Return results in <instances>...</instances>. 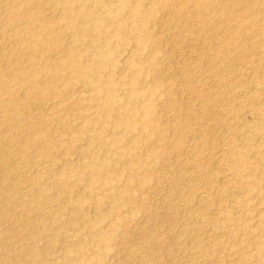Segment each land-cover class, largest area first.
I'll return each mask as SVG.
<instances>
[{"label":"rangeland","instance_id":"374dc122","mask_svg":"<svg viewBox=\"0 0 264 264\" xmlns=\"http://www.w3.org/2000/svg\"><path fill=\"white\" fill-rule=\"evenodd\" d=\"M262 1L0 0V264H264Z\"/></svg>","mask_w":264,"mask_h":264},{"label":"bare ground","instance_id":"6f19581e","mask_svg":"<svg viewBox=\"0 0 264 264\" xmlns=\"http://www.w3.org/2000/svg\"><path fill=\"white\" fill-rule=\"evenodd\" d=\"M152 1H154L153 4L156 5L158 8L165 9L167 7H171L172 5H174L176 0H152ZM56 2H57V5H60L62 3V0H56ZM26 3L27 2H25V4ZM95 3H97V0H95ZM122 3H125V0H122ZM262 4H263L262 6L264 7V0L262 1ZM91 7L92 6H88L87 4H82V6H80L78 9L74 10L73 7H69V6H66L65 5L64 6L65 13H66L65 16L66 17L72 16L76 12L77 13L76 14V17L78 19H81L82 21L84 20L85 22L92 21V18H91V14L92 13H90V10H89ZM98 10H100V9H98ZM262 10L263 9L259 10V12L248 11V14L246 15V18H248V19H254L255 21H259L260 24H261L260 30L261 31H264V23H263L264 21H260L261 20V15H262ZM59 11H60V9H59ZM107 12L110 13L109 15L111 17L116 18L118 21H121L120 12H116V11H112V10L107 11ZM148 16L149 15H147V13H144L139 8H134L133 9V20H132L131 23H128V25H127V28L130 31V33L135 38L139 37V40L140 41L142 40L141 38H146V39H149L150 41L152 39V36L149 34V21H148L149 18H148ZM118 18H120V19H118ZM245 30H248V29L245 28L244 31ZM69 38H70V35H69ZM57 40H58V36L55 33H53V35L51 37V40H49L48 43H47L48 47L50 49H56V47H57ZM157 43L158 42H156V44ZM244 53L246 54L245 57L248 58L249 57L248 56V54H249L248 51L246 50V51H244ZM101 54H102V58L103 59H106L107 56H108L107 55V52H105V51L103 53H101ZM67 63H69V65H68L69 75H68L67 82L72 80L71 75H72L73 72L81 71V72L85 73L86 78H90L91 75H93V74L95 75V73L92 70H90V69H88V67H86L85 62H83L81 60H79V61L78 60H75V61L71 60L69 62L64 61L61 65L64 66V65H67ZM258 71H259V75L262 76V78H264V69L263 70H258ZM161 79L164 80L165 79L164 76H162ZM35 84L37 85L38 83H35ZM106 85H107L106 86V89H107L106 91H107V102H108L107 107H113L114 104H115V101H116L114 99V95H113V93H114L113 86H112V83H107ZM68 87H66L63 91H56L58 97L67 95V90H68L67 88ZM82 87H84V86L82 85ZM132 98H134V96ZM145 115H147L146 117L149 118V117L153 116V112L150 111V110H148V111H146ZM129 119H130L129 116L127 114H125V116L123 118L124 122H126V123L129 124L130 123V120ZM155 122H157V121L155 120ZM38 135H39V137L44 135L46 138H48L49 135H50V132H49L48 127H46L43 130H40L38 132ZM43 139L44 138H41L39 141H41ZM43 142H44V140H43ZM44 157H48V154L45 153L44 154ZM238 161L240 162V164L245 163V161H246V155H245V153H242L241 155H239ZM104 168H105L104 165L94 166V167H92V170L91 171H92V174H95V175H98L99 177H101L103 179V182H105V184H106L109 181V179L107 178V176H104V174H105V172L103 171ZM191 168H193V167H191ZM235 176L237 178L236 180H238V181H241L242 180L241 179V176L238 173H236ZM92 185H93V183L90 182V187ZM221 194H222V192H221ZM197 200L201 204L207 203L208 196L205 195V194H203V193L202 194H199L198 197H197ZM95 220H96V218H95ZM96 224L97 223L95 221L91 222V224H90V230L91 231L94 232L96 230ZM75 225H76L75 219L74 218H70V219L66 220L62 224V227H63V229L67 230V229H70V228L74 227ZM110 238H111V236L109 234H106V233L105 234L103 233V234H100V235L97 236L98 242H100L102 244H105V243L109 242L110 241ZM75 250L77 251L78 254H81L80 256H82V258L88 259L87 257H85V254L86 253H85V251H84V249L82 247H77ZM33 255H34V253H28V256H33ZM106 255L107 254H106L105 251L104 252L102 251L101 253L100 252L98 253V255L96 257V260L98 261V264H106ZM261 259H262V262L264 263V258L261 257ZM75 264H80V263H75Z\"/></svg>","mask_w":264,"mask_h":264}]
</instances>
